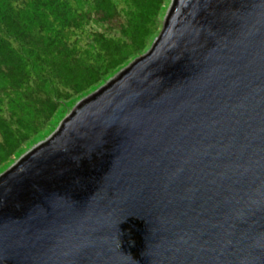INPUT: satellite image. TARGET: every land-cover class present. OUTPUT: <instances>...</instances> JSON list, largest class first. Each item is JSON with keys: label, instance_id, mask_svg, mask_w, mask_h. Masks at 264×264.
Segmentation results:
<instances>
[{"label": "water", "instance_id": "1", "mask_svg": "<svg viewBox=\"0 0 264 264\" xmlns=\"http://www.w3.org/2000/svg\"><path fill=\"white\" fill-rule=\"evenodd\" d=\"M0 264H264V0H175L0 178Z\"/></svg>", "mask_w": 264, "mask_h": 264}, {"label": "trees", "instance_id": "2", "mask_svg": "<svg viewBox=\"0 0 264 264\" xmlns=\"http://www.w3.org/2000/svg\"><path fill=\"white\" fill-rule=\"evenodd\" d=\"M165 2L0 0V168L68 102L142 58ZM92 17L103 30H87Z\"/></svg>", "mask_w": 264, "mask_h": 264}, {"label": "rangeland", "instance_id": "3", "mask_svg": "<svg viewBox=\"0 0 264 264\" xmlns=\"http://www.w3.org/2000/svg\"><path fill=\"white\" fill-rule=\"evenodd\" d=\"M174 3H175V0H166L164 8L162 9V15L159 18L160 30L158 34H156L155 38L152 39L150 43L151 45L148 48V50L141 55L142 57L147 55L151 51V49L153 48V45L161 36L164 30V27H165L166 20L171 14ZM83 9L85 11H91L89 6H83ZM98 24L99 23L97 22V20L94 17H92V19L87 22L86 28L88 31L92 30L93 28L95 30H103L102 28L97 26ZM108 34L110 36H116V37L120 35V33L112 27L108 29ZM135 60L136 59L130 61L126 66H124V68L110 75L107 81H105L101 85H98L97 87L90 90L88 93L82 96L75 97L72 101L68 102L62 108L58 116L54 120H52V122H50L48 125L44 127L43 132L40 135L33 136V138H31L29 142L23 145V147L21 148V151L16 155V157L12 159V161L8 162L7 164L3 165L0 168V178L6 175L7 173H9L16 165H18L27 155H29L32 151H34L38 146L49 141L60 130L65 120L74 113L75 109L82 102L91 98L98 91H100L105 86H107L109 82L115 80L120 74H122L125 70H127L131 66V64L135 62Z\"/></svg>", "mask_w": 264, "mask_h": 264}]
</instances>
